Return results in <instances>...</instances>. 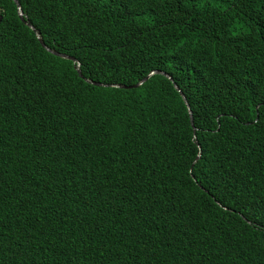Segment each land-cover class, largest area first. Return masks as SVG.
I'll return each instance as SVG.
<instances>
[{
	"label": "trees",
	"instance_id": "1",
	"mask_svg": "<svg viewBox=\"0 0 264 264\" xmlns=\"http://www.w3.org/2000/svg\"><path fill=\"white\" fill-rule=\"evenodd\" d=\"M17 1L81 67L0 0V264H264V2Z\"/></svg>",
	"mask_w": 264,
	"mask_h": 264
},
{
	"label": "clouds",
	"instance_id": "2",
	"mask_svg": "<svg viewBox=\"0 0 264 264\" xmlns=\"http://www.w3.org/2000/svg\"><path fill=\"white\" fill-rule=\"evenodd\" d=\"M13 1V0H12ZM17 1V0H16ZM14 2V1H13ZM18 2V1H17ZM184 2H188V6L190 7L191 5H193V4H198V3H200L201 5H202V8H203V11H204V13H207L208 12V4H207V2H205V1H199V0H183V3ZM264 2V0H240V4L241 5H243V6H249V7H251V8H257V6L256 5H259L260 3H263ZM15 3V2H14ZM216 3L219 5V6H222L223 4H224V0H217L216 1ZM16 4V3H15ZM19 4V3H18ZM20 5V4H19ZM17 6V5H16ZM21 6V5H20ZM21 9H22V7H21ZM227 10H235V9H238V5H233V7L231 8V9H228V8H226ZM17 12H18V16H19V18H20V20H21V22L26 26V27H28L34 34H35V36H36V38L38 39V41L41 43V47H42V49L44 50H46V51H48L50 54H52V51H54V52H57V51H55V50H53V49H51L45 42H44V40H43V37H42V33L41 32H39V31H37V29L34 27V26H32L28 21H27V19H26V17H25V14H24V12L21 10V12H22V15L20 16V13H19V10H18V7H17ZM205 15H208V14H205ZM0 20L2 21V16L0 15ZM1 21H0V23H1ZM243 32H245V30L243 29V27L241 26V25H239V24H235L234 25V27H233V29H232V33H233V35H239L240 33H243ZM49 49H50V51H49ZM57 53H59V52H57ZM59 54H63V53H59ZM52 55H54V54H52ZM64 55H66V56H68V57H71V58H73V59H75V60H77L75 57H73V56H69V55H67V54H64ZM54 56H56V55H54ZM56 57H58V56H56ZM58 58H61V57H58ZM61 59H65V58H61ZM66 60H70V61H73V60H71V59H66ZM73 62H75V61H73ZM76 67H77V64H76ZM79 69H80V66H79ZM154 72H160V73H156V74H161V75H164V76H166L165 74H168L169 75V77L168 76H166V77H168L170 80H172L173 81V83H174V87H175V89L177 90V92L179 93V95L182 97V99H183V101H184V103H185V105L187 106V110L190 108V110H191V107H190V105H189V103H188V100H187V98H186V96L184 95V93H185V91L184 90H181L180 88H179V86L177 85V83L174 81V79H173V76H171L170 75V73L169 72H166V71H153L152 73H154ZM152 73H149V74H152ZM149 74L147 75V76H149ZM156 74H153V76L154 75H156ZM146 76V77H147ZM145 77V78H146ZM152 77V76H151ZM151 77H149V78H151ZM148 78V79H149ZM147 79V80H148ZM146 80V81H147ZM145 81H142V85H143V83H144ZM140 83L141 82H139V83H137V85H140ZM137 85H135V86H133L132 88L133 89H136V88H134V87H136ZM141 85V86H142ZM140 86V87H141ZM98 87H100V86H98ZM101 87H104V86H101ZM110 88H115V89H126L125 87H120V86H116V85H111L110 86ZM189 107V108H188ZM191 112H192V110H191ZM188 113H189V111H188ZM192 114H193V112H192ZM190 115V114H189ZM195 138H196V136H195ZM196 142H197V140H196ZM199 146V145H198ZM199 148V153H198V156L200 155V157H201V148H200V146L198 147ZM197 156V158H196V160L195 161H197V159L199 160L200 159V157H198Z\"/></svg>",
	"mask_w": 264,
	"mask_h": 264
},
{
	"label": "water",
	"instance_id": "3",
	"mask_svg": "<svg viewBox=\"0 0 264 264\" xmlns=\"http://www.w3.org/2000/svg\"><path fill=\"white\" fill-rule=\"evenodd\" d=\"M15 3H16V5H17V7H18V10H19V13H20V16L22 15V12H21V6L18 4V2L16 1V0H13ZM1 21V20H0ZM49 51H50V49H49ZM52 54H54V55H56V56H58V57H61V58H65V59H71V60H73V61H75V63L77 64V70L79 71V66L81 67V64H80V62L79 61H77V60H75V59H73V58H71V57H68V56H66V55H64V54H59V53H57V52H54V51H52ZM156 73H160V72H154V73H152V74H149V76H147L143 81H146L149 77H151V76H153V74H156ZM166 76H168L169 77V75L168 74H165ZM142 85V82L140 83V85H137L136 87H134V88H138V87H140ZM95 86H102V85H97V83H96V85ZM189 108V107H188ZM188 111H189V114H190V118H191V124H192V127L194 128V137L196 136V128H195V125H194V119H193V114H192V112H191V110H190V108L188 109ZM198 157H200V155L198 156ZM198 160V159H197Z\"/></svg>",
	"mask_w": 264,
	"mask_h": 264
}]
</instances>
